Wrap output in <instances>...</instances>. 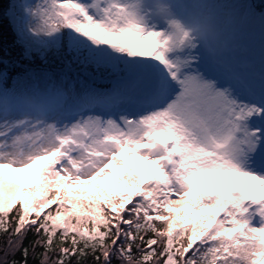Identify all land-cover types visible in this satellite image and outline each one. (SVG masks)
<instances>
[{
  "label": "snow or ice",
  "instance_id": "obj_1",
  "mask_svg": "<svg viewBox=\"0 0 264 264\" xmlns=\"http://www.w3.org/2000/svg\"><path fill=\"white\" fill-rule=\"evenodd\" d=\"M0 241L264 264V0H0Z\"/></svg>",
  "mask_w": 264,
  "mask_h": 264
},
{
  "label": "rangeland",
  "instance_id": "obj_2",
  "mask_svg": "<svg viewBox=\"0 0 264 264\" xmlns=\"http://www.w3.org/2000/svg\"><path fill=\"white\" fill-rule=\"evenodd\" d=\"M213 179H216V177H205L203 180H201L199 183H200V185H204V184H207V183H209L211 180H213ZM223 179H226V180H231V179H235L234 177H231V178H229V177H225V178H223Z\"/></svg>",
  "mask_w": 264,
  "mask_h": 264
},
{
  "label": "trees",
  "instance_id": "obj_3",
  "mask_svg": "<svg viewBox=\"0 0 264 264\" xmlns=\"http://www.w3.org/2000/svg\"><path fill=\"white\" fill-rule=\"evenodd\" d=\"M3 2L4 3H7L8 2V0H3ZM6 27V26H5ZM3 246V243H2V241H0V247H2ZM0 255H2V253H0Z\"/></svg>",
  "mask_w": 264,
  "mask_h": 264
}]
</instances>
